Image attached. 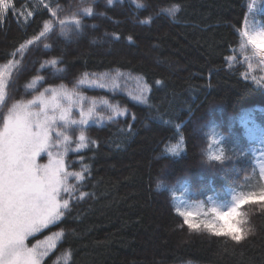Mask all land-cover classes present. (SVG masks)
<instances>
[{
    "label": "trees",
    "instance_id": "16d2710c",
    "mask_svg": "<svg viewBox=\"0 0 264 264\" xmlns=\"http://www.w3.org/2000/svg\"><path fill=\"white\" fill-rule=\"evenodd\" d=\"M9 1L0 66H13L0 123L11 103L61 86L82 94L85 110L95 99L103 116L83 127V150H72L80 127L68 129L66 165L84 180L69 178L65 215L27 239L57 237L41 264H264V201L253 195L264 191V81L228 60L248 0ZM257 18L264 26V10ZM179 138L183 152L166 153ZM244 197L247 235H215L234 230L217 213Z\"/></svg>",
    "mask_w": 264,
    "mask_h": 264
},
{
    "label": "snow or ice",
    "instance_id": "6c2138e0",
    "mask_svg": "<svg viewBox=\"0 0 264 264\" xmlns=\"http://www.w3.org/2000/svg\"><path fill=\"white\" fill-rule=\"evenodd\" d=\"M107 2L112 5L114 0ZM137 7L142 5L137 2ZM7 8L6 0H0V15ZM179 10V5H173L167 12L175 16ZM83 12L91 15L92 8L86 7ZM67 23L60 21L61 31L66 30ZM72 23L77 28L81 25L79 19H74ZM50 28V24H45L41 35ZM245 35L256 52L264 55V31ZM47 63L55 66L57 62L53 59ZM12 66L9 63L6 68ZM42 79L36 77L28 87H33ZM115 79L113 78L114 84ZM87 82L85 73L79 83ZM92 83L95 84V81ZM6 86L5 75L0 72V104L5 100ZM145 91L146 88L141 89V97ZM46 92L49 93L48 96L45 95ZM85 99L75 89L69 90L63 86L45 89V92H40L27 102L13 104L4 115L3 122L0 123V264H40L44 252L38 250L39 246L28 247L25 243L27 238L65 215V210L69 209V200L64 195H71L76 191V186L69 183V178L84 180L82 172L68 171L66 157L73 143L68 129L71 126L80 127L75 149H72L80 151L88 147V137L83 127L93 118L103 119V116H98L97 101L91 100L90 106L85 110ZM101 103L114 114H120L121 110L117 106L106 100ZM74 106L80 108L79 119L72 118ZM42 155L47 156V163L38 162ZM253 195H258L259 200L264 201V191ZM249 199L242 198L227 213H217L219 220L234 218L235 223H232L234 230L225 229L223 226L213 229L215 235H228L237 242L247 235L246 230L240 227L241 213L238 208L240 203H246ZM205 226L212 228V225ZM189 227L193 225L189 223ZM48 246H51L50 242Z\"/></svg>",
    "mask_w": 264,
    "mask_h": 264
},
{
    "label": "rangeland",
    "instance_id": "374dc122",
    "mask_svg": "<svg viewBox=\"0 0 264 264\" xmlns=\"http://www.w3.org/2000/svg\"><path fill=\"white\" fill-rule=\"evenodd\" d=\"M6 3L8 4L7 10L8 9L12 10L13 7L11 5V2L9 0H6ZM261 10H264V0H248L247 14L245 16L241 28L238 30V34L240 36L239 43L233 49L232 54L228 57V60L231 61L232 63L241 64L243 68V75L249 80H253L256 83H262L264 81V55L257 53L256 50L252 47V45L248 43V36L245 35V33H248V35H255L260 31H264V26L257 18L258 13ZM2 15H0V17H2ZM7 65L0 66V72H3L5 75L6 85L8 84L7 74H6L8 70V68H6ZM53 88H60V87H50L46 89H53ZM40 92H45V89H43ZM39 93H37L36 95H38ZM45 95L48 96L49 93L46 92ZM35 96H32L31 98L23 102H27L28 100L33 99V97ZM3 103L0 104V107L3 105ZM15 103L17 102L11 103L8 109L11 108L12 105ZM8 109L6 110V112H4V115L7 114ZM79 112H80V108L74 106L73 117H75V119L77 117V114L79 115ZM4 115L1 116L2 118L1 123L3 122ZM183 150L184 149L181 138H179L177 142L173 144H169L166 147V153L175 156L181 154ZM47 159L48 158L46 155H42L38 159V162L44 164L47 163ZM49 242L51 243V246H48ZM25 243L28 247L39 246L38 250L44 252V255L40 258V264H41V261L44 259V257L54 248L55 244L57 243V237L55 235H51L41 240H38L32 244H29L27 240Z\"/></svg>",
    "mask_w": 264,
    "mask_h": 264
},
{
    "label": "clouds",
    "instance_id": "9594fccd",
    "mask_svg": "<svg viewBox=\"0 0 264 264\" xmlns=\"http://www.w3.org/2000/svg\"><path fill=\"white\" fill-rule=\"evenodd\" d=\"M240 221H241L240 227L244 228L245 227V222L242 219ZM232 222L235 223V221H232Z\"/></svg>",
    "mask_w": 264,
    "mask_h": 264
}]
</instances>
